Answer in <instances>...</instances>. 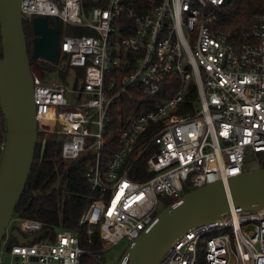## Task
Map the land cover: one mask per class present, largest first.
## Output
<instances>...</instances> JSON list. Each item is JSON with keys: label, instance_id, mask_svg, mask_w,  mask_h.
I'll return each mask as SVG.
<instances>
[{"label": "built area", "instance_id": "1", "mask_svg": "<svg viewBox=\"0 0 264 264\" xmlns=\"http://www.w3.org/2000/svg\"><path fill=\"white\" fill-rule=\"evenodd\" d=\"M225 1L159 0L136 10L128 0H91L90 9L82 0H20L23 21L53 16L92 31L59 36L57 69L67 59L61 72L82 71L78 90L44 83L37 65L31 71L38 132L61 141L62 158L87 165L90 200L79 223L87 234L97 229L98 258L122 240L131 244L154 222L160 203L163 209L207 183L226 187L248 170L251 153L264 152V13L251 39L235 45L215 28ZM190 88L191 107L183 105ZM67 91L88 98L68 104ZM126 92L137 105L121 119ZM12 228L29 240L10 243ZM41 229L38 220L11 217L0 255L7 252L9 264H80L77 231L33 240ZM158 264H264V205L231 207L188 230Z\"/></svg>", "mask_w": 264, "mask_h": 264}, {"label": "water", "instance_id": "2", "mask_svg": "<svg viewBox=\"0 0 264 264\" xmlns=\"http://www.w3.org/2000/svg\"><path fill=\"white\" fill-rule=\"evenodd\" d=\"M30 26L34 37L29 55L20 0H0V105L6 129L0 158V241L23 191L38 141L30 59L55 63L59 52L55 17H35ZM67 64L63 59L58 70H66ZM44 144L42 140L40 156ZM262 205L264 167L230 177L226 187L222 181L197 187L160 210L116 264H158L173 241L188 230L215 222L231 207L250 210ZM13 233L19 236L17 230Z\"/></svg>", "mask_w": 264, "mask_h": 264}, {"label": "trees", "instance_id": "3", "mask_svg": "<svg viewBox=\"0 0 264 264\" xmlns=\"http://www.w3.org/2000/svg\"><path fill=\"white\" fill-rule=\"evenodd\" d=\"M86 9L93 7L91 0H82ZM159 0H128L136 10L149 9V3L157 4ZM264 13V0H226L217 10L215 28L227 34L228 40L238 45L251 39V29L259 14ZM124 21V19H123ZM59 36L84 35L92 31L85 27H74L57 21ZM25 37L32 36L29 22L23 21ZM129 32H122L121 36ZM30 43V41H29ZM2 47L0 40V57ZM30 65H37L41 69H57V63H49L43 59H31ZM80 77L82 71L77 73ZM193 88L185 96L183 105L191 107L188 100L194 97ZM160 97H165L161 95ZM121 119L135 110L137 96L130 100V93H125L121 99ZM184 108V107H183ZM113 124L117 121L116 110L111 113ZM119 120V119H118ZM5 120L0 105V145L5 140ZM44 140V149L40 156L39 149ZM61 141L52 134L38 132L34 159L30 167L23 191L14 208L12 217H27L42 223L40 232L32 233L33 240H53L59 229H70L78 232L80 246L84 254L80 258V264H102L105 257L98 258L101 242L97 229L92 234H87V226L79 223V219L85 211L90 200L89 186L84 173L87 165L80 159L67 160L60 155ZM2 150L0 149V158ZM110 151H107L109 154ZM258 167H264V152H258L255 156ZM144 166V158H141L137 167ZM130 178L140 177L129 174ZM10 230V243H23L29 240L28 235L19 233L15 235Z\"/></svg>", "mask_w": 264, "mask_h": 264}, {"label": "rangeland", "instance_id": "4", "mask_svg": "<svg viewBox=\"0 0 264 264\" xmlns=\"http://www.w3.org/2000/svg\"><path fill=\"white\" fill-rule=\"evenodd\" d=\"M89 17V15H88ZM33 66V65H32ZM36 66V65H35ZM39 68V67H38ZM43 72V82L44 83H61L66 86L67 89H75L78 90L81 86V80L77 76L78 70L74 68H68L67 71L64 73L59 71L58 69H41ZM87 95L84 93L81 95H77V93H72L70 91H67L65 93V99L68 102V104H76L78 102L85 101L87 99ZM250 157L246 160V168L248 170H252L257 168V163L254 160L255 155L253 157V154L251 153L249 155ZM162 209L161 203L158 206V210L160 211ZM128 244L125 240H122L118 242L117 244L113 245L109 250L105 252V261L107 264H116L123 254V252L126 250ZM0 262L4 264H9L10 262V256L7 252L4 250L1 252L0 255Z\"/></svg>", "mask_w": 264, "mask_h": 264}, {"label": "flooded vegetation", "instance_id": "5", "mask_svg": "<svg viewBox=\"0 0 264 264\" xmlns=\"http://www.w3.org/2000/svg\"><path fill=\"white\" fill-rule=\"evenodd\" d=\"M49 24L51 25V22H49ZM34 37V35L32 34V36L30 38H26V46H27V51L28 54H31V48H32V38ZM30 41V43H29ZM31 60V59H30Z\"/></svg>", "mask_w": 264, "mask_h": 264}]
</instances>
